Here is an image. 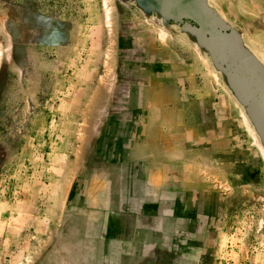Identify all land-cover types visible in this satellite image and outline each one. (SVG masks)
Returning a JSON list of instances; mask_svg holds the SVG:
<instances>
[{
    "label": "rangeland",
    "instance_id": "obj_1",
    "mask_svg": "<svg viewBox=\"0 0 264 264\" xmlns=\"http://www.w3.org/2000/svg\"><path fill=\"white\" fill-rule=\"evenodd\" d=\"M0 264H264V0H0Z\"/></svg>",
    "mask_w": 264,
    "mask_h": 264
}]
</instances>
